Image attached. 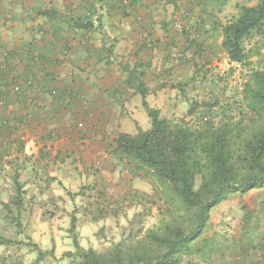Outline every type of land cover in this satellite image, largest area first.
I'll return each mask as SVG.
<instances>
[{
  "label": "crops",
  "instance_id": "1",
  "mask_svg": "<svg viewBox=\"0 0 264 264\" xmlns=\"http://www.w3.org/2000/svg\"><path fill=\"white\" fill-rule=\"evenodd\" d=\"M224 1L0 0L1 201L14 199L19 183L24 218L39 209H27V197L82 199L57 191L59 184L132 189L131 173L110 154L119 134L151 128L140 121V79L132 81L131 72L141 64L147 101L163 116L172 86L188 80L205 41L222 44ZM81 22L93 27L75 25ZM250 240L242 243L255 249L252 256L264 255V222Z\"/></svg>",
  "mask_w": 264,
  "mask_h": 264
},
{
  "label": "rangeland",
  "instance_id": "2",
  "mask_svg": "<svg viewBox=\"0 0 264 264\" xmlns=\"http://www.w3.org/2000/svg\"><path fill=\"white\" fill-rule=\"evenodd\" d=\"M260 1L225 0L220 23L225 24L238 17L240 7H254ZM220 40L217 39L216 43L205 41L208 45L200 57H195L188 80L178 82L180 87L174 92L171 90L173 96L166 101L163 116L172 123L186 117L189 106L195 101L215 104L209 111L201 110L200 115L204 118H213L216 122L243 118L246 84L255 71L264 72V27L253 31L243 42L249 63L230 62ZM140 109L142 126L151 127L142 105ZM120 165L124 171L129 168L126 162L120 161ZM128 175L136 181L132 189L128 185L120 187L109 183L108 187L102 184L100 190L84 183L69 185V189L68 185H57V191L68 193L72 190L70 196L76 192L82 195V199L73 198V203L69 204L58 198L56 201L43 198L36 201L27 197V209L37 205L39 209L31 211L29 217H21L22 229L10 222L6 211V230L0 233V264H34L38 258L34 245L49 254L53 250V256L46 255L40 264H78L77 257L68 256L77 253L74 239L83 249H93L100 255H113L117 244H122V254H125L137 248L148 234H163L169 226H180L186 232L193 227L190 214L178 209V203L166 195V188L155 181ZM200 182L198 180V187ZM101 188H108V191L104 193ZM16 216L14 208L13 217ZM73 216L76 218L74 232L70 231ZM245 216L249 220L246 225L242 221ZM90 220H95L96 224H90ZM263 220L264 190L232 195L212 211L205 234L194 245L202 248L203 254L186 258L183 264H264V255L252 256L255 249L246 248L242 243L251 241ZM240 225L242 238L236 233ZM4 239L6 244L2 243ZM7 240L21 244H10ZM244 250L248 253H243ZM153 254H157L156 250Z\"/></svg>",
  "mask_w": 264,
  "mask_h": 264
},
{
  "label": "trees",
  "instance_id": "3",
  "mask_svg": "<svg viewBox=\"0 0 264 264\" xmlns=\"http://www.w3.org/2000/svg\"><path fill=\"white\" fill-rule=\"evenodd\" d=\"M43 15L51 14L44 12ZM75 25L93 27L90 22ZM217 27L223 37L221 46L230 62L249 63L243 42L253 31L264 27V0L254 7H240L238 17ZM139 68L141 64L134 67L131 78L134 82L140 79L136 92L143 98L151 128L147 131L138 128L136 135L119 134L111 145L110 154L126 162L131 174L166 188V195L178 203V209L190 214L193 227L186 232L180 226H169L163 234H148L137 248L125 252L127 256L122 254V244H117L113 255H100L93 249H83L74 239L77 253L68 256L77 257L78 264H183L186 258L203 254V249L194 245L205 234L217 206L236 193L245 195L264 189V72L255 71L246 84L242 119L216 122L213 118H204L201 110L209 111L215 104L195 101L189 106L186 117L172 123L159 109L149 105L147 97L151 92L142 82L144 72ZM134 82L129 84L133 86ZM178 87L180 83L172 86L173 89ZM164 88L165 84L156 91ZM198 180L201 181L199 187ZM16 191L18 195L14 199L7 203L0 199V205L7 211L10 222L22 229L24 202L19 183H16ZM14 208L16 217H13ZM248 221L245 216L243 224ZM75 224L73 216L70 231H75ZM2 243L6 244V239ZM7 243L21 244L12 240ZM34 247L38 251L34 264L43 262L46 255L53 256V250L49 254L37 245Z\"/></svg>",
  "mask_w": 264,
  "mask_h": 264
}]
</instances>
